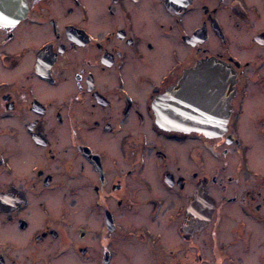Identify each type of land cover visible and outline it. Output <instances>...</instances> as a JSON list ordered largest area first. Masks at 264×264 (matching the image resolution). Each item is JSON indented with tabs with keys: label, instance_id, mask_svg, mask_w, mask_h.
Here are the masks:
<instances>
[{
	"label": "flooded vegetation",
	"instance_id": "af4514ba",
	"mask_svg": "<svg viewBox=\"0 0 264 264\" xmlns=\"http://www.w3.org/2000/svg\"><path fill=\"white\" fill-rule=\"evenodd\" d=\"M208 59L218 135L159 127ZM0 264H264V0H0Z\"/></svg>",
	"mask_w": 264,
	"mask_h": 264
},
{
	"label": "water",
	"instance_id": "95a60500",
	"mask_svg": "<svg viewBox=\"0 0 264 264\" xmlns=\"http://www.w3.org/2000/svg\"><path fill=\"white\" fill-rule=\"evenodd\" d=\"M229 67L216 59L199 63L186 71L177 86L159 96L154 104L156 123L163 129L196 131L211 137L218 135L227 121L233 91ZM210 199L205 192L192 200L185 226L204 228L212 213ZM201 209L209 215H194Z\"/></svg>",
	"mask_w": 264,
	"mask_h": 264
}]
</instances>
